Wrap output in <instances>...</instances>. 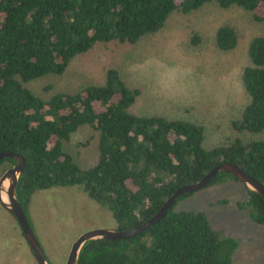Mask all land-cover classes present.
Segmentation results:
<instances>
[{"label": "trees", "instance_id": "obj_1", "mask_svg": "<svg viewBox=\"0 0 264 264\" xmlns=\"http://www.w3.org/2000/svg\"><path fill=\"white\" fill-rule=\"evenodd\" d=\"M208 4L239 9L264 23V16L256 14L264 0H0V154L12 152L24 162L15 192L28 223L32 195L54 187L85 195L111 214L117 230L126 231L217 165L237 164L264 185L262 36L246 47L247 63L239 76L245 99L226 123L228 139L211 146L205 145L210 130L202 121L140 113L143 89L128 85L115 67L75 92L42 97L30 88L35 81L63 76L96 48L134 47L158 33L173 13L187 18ZM190 43L200 44L195 33ZM213 43L218 53L230 54L239 46L238 35L221 25ZM81 131L88 138L77 143L79 149L93 150L85 166L79 153L69 150ZM14 164L0 161V175ZM229 181L241 184L219 173L207 187ZM244 189L242 200L208 207L234 209L264 228V198ZM174 206L134 238L85 243L78 264H234L235 239L214 230L203 211L177 212Z\"/></svg>", "mask_w": 264, "mask_h": 264}, {"label": "rangeland", "instance_id": "obj_2", "mask_svg": "<svg viewBox=\"0 0 264 264\" xmlns=\"http://www.w3.org/2000/svg\"><path fill=\"white\" fill-rule=\"evenodd\" d=\"M256 14L264 16L263 5ZM221 25L232 27L239 40L237 49L226 55L218 53L213 43ZM192 33L200 44L190 43ZM256 36L264 37V23H255L250 14L239 9L220 10L208 4L187 18L173 13L158 33L134 47L96 48L75 60L63 76L35 81L30 88L42 97L59 91L75 92L99 82L109 66L115 67L128 85L143 89L137 103L140 113L202 121L210 130L205 145L211 146L228 139L226 123L243 104L239 76L247 63L246 47ZM87 138L81 131L69 145L74 155L79 153L82 166L93 158L91 147L79 149L77 144ZM245 192L235 181L209 186L180 200L174 210L199 209L214 230L235 239L234 264H264V228L252 225L242 212L208 207L219 200H242ZM27 214L48 264H65L71 244L81 234L116 229L106 209L71 188L34 193ZM32 258L17 222L0 206V264H35Z\"/></svg>", "mask_w": 264, "mask_h": 264}, {"label": "water", "instance_id": "obj_3", "mask_svg": "<svg viewBox=\"0 0 264 264\" xmlns=\"http://www.w3.org/2000/svg\"><path fill=\"white\" fill-rule=\"evenodd\" d=\"M4 159H12L15 161V164L5 170L0 176V206L17 222L21 234L29 250L33 254L36 264H48L45 254L40 247L16 197L15 189L18 178L23 170L24 162L21 157L12 152L1 153L0 161ZM219 173H225L232 176L233 178L237 179L249 192L258 194L264 198V185L248 175L240 166L234 163L217 165L211 169L200 181L193 184L184 185L177 189L175 193L165 201L158 212L141 225L126 231H119L117 229H97L81 234L71 244L65 264H78L81 250L85 243L89 241H123L142 234L149 227L157 224L161 219H163L168 211L172 209L178 198L206 188L211 180Z\"/></svg>", "mask_w": 264, "mask_h": 264}]
</instances>
